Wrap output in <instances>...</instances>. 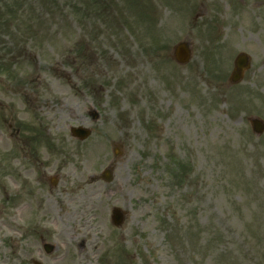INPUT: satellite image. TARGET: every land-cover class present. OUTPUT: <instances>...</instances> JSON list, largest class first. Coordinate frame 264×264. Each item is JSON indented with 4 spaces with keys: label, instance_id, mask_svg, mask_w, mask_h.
I'll return each instance as SVG.
<instances>
[{
    "label": "rangeland",
    "instance_id": "rangeland-1",
    "mask_svg": "<svg viewBox=\"0 0 264 264\" xmlns=\"http://www.w3.org/2000/svg\"><path fill=\"white\" fill-rule=\"evenodd\" d=\"M0 113V214H71L73 264H264V0H0Z\"/></svg>",
    "mask_w": 264,
    "mask_h": 264
},
{
    "label": "flooded vegetation",
    "instance_id": "flooded-vegetation-1",
    "mask_svg": "<svg viewBox=\"0 0 264 264\" xmlns=\"http://www.w3.org/2000/svg\"><path fill=\"white\" fill-rule=\"evenodd\" d=\"M15 113L16 110L11 109L7 122L11 137L15 139L17 157L23 161L24 142L34 155L41 148L43 153L55 151L51 125L47 126L39 115H35L39 121L38 133L41 131L48 141L42 146L37 140L40 135L35 137L34 126L24 125L19 120L23 119L21 114ZM47 113L43 112V115ZM5 124L4 115L0 113V128ZM71 219V214H0V264H73L69 233ZM78 224L80 229H84L81 217Z\"/></svg>",
    "mask_w": 264,
    "mask_h": 264
},
{
    "label": "water",
    "instance_id": "water-1",
    "mask_svg": "<svg viewBox=\"0 0 264 264\" xmlns=\"http://www.w3.org/2000/svg\"><path fill=\"white\" fill-rule=\"evenodd\" d=\"M174 58L176 61L181 64H187L191 60V51L188 43H181L174 49ZM250 68V64L248 62V57L245 54H241L237 57L235 62V69L231 75L230 83L238 84L242 81L245 71ZM252 127L256 134H261L264 132V123L260 120H253ZM72 132L75 136L79 137L81 140H85L89 137L90 132L84 130L82 128L72 129ZM111 173L109 171L106 172L105 180L110 181ZM113 222L116 226H121L124 221V213L115 208L112 212Z\"/></svg>",
    "mask_w": 264,
    "mask_h": 264
}]
</instances>
